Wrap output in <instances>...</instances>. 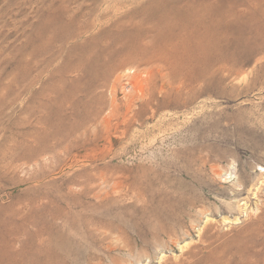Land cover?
<instances>
[{"label": "rangeland", "instance_id": "rangeland-1", "mask_svg": "<svg viewBox=\"0 0 264 264\" xmlns=\"http://www.w3.org/2000/svg\"><path fill=\"white\" fill-rule=\"evenodd\" d=\"M1 263L264 264V0H0Z\"/></svg>", "mask_w": 264, "mask_h": 264}, {"label": "bare ground", "instance_id": "bare-ground-1", "mask_svg": "<svg viewBox=\"0 0 264 264\" xmlns=\"http://www.w3.org/2000/svg\"><path fill=\"white\" fill-rule=\"evenodd\" d=\"M196 3V2H195ZM198 13V12H197ZM234 19V18H233ZM181 32V31H180ZM182 33H184V32H182ZM185 34H186V32H185ZM183 35V34H182ZM182 35H181V38L179 37H174V40L175 41H173L172 42V40H167V41H165V42H163L162 44H160V46L155 42V43H152L153 45H152V47L150 46V44H149V46L152 48V49H154V50H156V54L158 53L157 51H161L162 52V56L161 57H164V58H167V59H170V61H171V64H170V68L172 67L173 68V71L172 72H175L176 74H179L180 72H185L184 71V67H186V66H184V64L186 63V60H188V55H190L189 53L191 52V50L189 49V47H188V45H187V43L186 42H184L183 40H184V38L182 39ZM185 36V35H184ZM171 39H172V37H171ZM187 39V38H186ZM147 40V39H146ZM151 40V39H150ZM182 40V41H181ZM156 41V40H155ZM175 43V44H174ZM198 43V42H197ZM117 44V43H116ZM122 44V43H121ZM120 44V45H121ZM142 45L143 44H141V42L140 41H137V43H135L134 45H133V51L131 50V48H129V49H126V51L127 52H131V53H128L129 54V59L130 58H134L135 56H134V54H135V51L137 52V50H141V52L143 51L142 49ZM110 46V45H109ZM145 46V45H144ZM143 46V47H144ZM111 47V46H110ZM116 47V46H115ZM119 47V46H118ZM107 48V49H106ZM106 48H104V49H102V52L104 53V55H105V60H106V62H110L111 60H113V58H114V56L116 55V56H118V55H121V54H123V49H119V50H117L116 52H114L115 54H113L111 51H110V49H109V47H106ZM198 48V47H197ZM146 49V50H145ZM200 49V48H199ZM148 50V48H145L144 47V51H147ZM196 50V49H195ZM97 51V50H96ZM115 51V50H114ZM161 52L160 53H158V54H161ZM134 53V54H133ZM138 53V52H137ZM145 53H147V52H145ZM152 53V52H151ZM127 54V55H128ZM150 54V53H149ZM164 54V55H163ZM102 55V54H101ZM136 55V54H135ZM143 55V54H142ZM148 55V54H147ZM90 56V55H89ZM122 56V55H121ZM152 56H153V53H152ZM154 56H155V54H154ZM123 57V56H122ZM127 57V56H126ZM137 57V56H136ZM157 57H159V56H157ZM160 57V58H161ZM194 57V56H193ZM90 58V57H89ZM88 58V59H89ZM151 58H153L154 59V57H151ZM159 58V59H160ZM87 59V58H86ZM87 59V60H88ZM136 59V58H135ZM150 59V58H149ZM158 59V58H157ZM158 59V60H159ZM162 59V58H161ZM116 60V59H115ZM121 60V59H120ZM166 60V59H165ZM195 60V59H194ZM84 61H86V60H84ZM89 61V60H88ZM122 61V60H121ZM147 61V60H146ZM161 61V60H160ZM163 61H164V59H163ZM191 61V60H190ZM103 62V61H102ZM149 62V61H148ZM78 63V62H77ZM87 63V62H86ZM169 63V62H168ZM191 63H192V61H191ZM81 64V63H80ZM79 64V65H80ZM188 64V63H187ZM203 64V63H202ZM78 65V67H81V69H83L82 68V66H79ZM125 65V64H124ZM169 65V64H168ZM191 65V64H190ZM110 66V65H109ZM108 66V67H109ZM72 67V66H71ZM88 67H90L89 65H88ZM111 68V67H110ZM108 69V71L110 72V70L111 69ZM93 70H94V68H92ZM75 70V69H74ZM101 70V69H100ZM177 70V71H176ZM179 70V71H178ZM195 70V69H194ZM202 70V69H201ZM113 71V70H112ZM99 72V71H98ZM114 72V71H113ZM112 72V73H113ZM203 72V71H202ZM205 72V71H204ZM101 73H104V71H102ZM170 73V72H169ZM201 73V72H200ZM110 74V73H109ZM191 74V73H190ZM202 74V73H201ZM206 74V73H205ZM208 74V73H207ZM103 76V75H102ZM105 76H107L106 75V73H105ZM189 76V75H188ZM172 77V76H171ZM202 77V76H201ZM92 79V78H91ZM186 80V79H185ZM203 80H204V78H203ZM186 83H187V81H186ZM185 83V84H186ZM182 84H184V83H182ZM187 85V84H186ZM182 86V85H181ZM162 88V87H161ZM187 88V87H186ZM181 89V88H180ZM162 91V90H161ZM49 100V99H48ZM45 109V108H44ZM48 113V112H47ZM40 121V120H39ZM38 121V122H39ZM252 121V120H251ZM62 127V126H61ZM59 128V127H58ZM84 130V129H83ZM81 134V133H80ZM66 148V147H65ZM41 152V151H40ZM119 184V183H118ZM123 184V183H122ZM116 186V185H115ZM121 185L119 184V187H120ZM132 185H130V187H131ZM239 186V185H238ZM118 187V186H117ZM125 187V186H124ZM142 187V186H141ZM128 188V187H127ZM137 188V187H136ZM136 188H135V191H136ZM151 188V187H150ZM241 188V187H240ZM114 189V188H113ZM130 189V188H129ZM115 190V189H114ZM132 190V189H131ZM137 190H139V189H137ZM146 190V189H145ZM113 191V190H112ZM118 192L120 191V190H117ZM116 191V192H117ZM122 191V190H121ZM124 191V190H123ZM134 191V190H133ZM140 191V190H139ZM138 192V191H137ZM125 193V192H124ZM146 193V192H145ZM151 193V192H150ZM123 194V193H122ZM142 194V193H141ZM117 195V194H116ZM134 195V194H133ZM137 195H138V193H137ZM143 195V194H142ZM147 195H148V193H147ZM93 196H96V195H93ZM141 196V195H140ZM102 197V196H101ZM130 197V196H129ZM134 197V196H133ZM87 198H89V197H87ZM98 198V197H97ZM96 198V199H97ZM99 198H100V196H99ZM98 198V199H99ZM105 198V197H104ZM112 198V197H111ZM111 198H107V199H110L111 200ZM114 198V197H113ZM101 199V198H100ZM116 199H119V198H117V196H116ZM132 199V198H131ZM94 200H95V198H94ZM103 200H105V199H103ZM127 200V199H126ZM137 200V199H136ZM142 200V199H141ZM129 201V200H128ZM116 202V201H115ZM117 202H119V201H117ZM121 202V201H120ZM107 203V202H106ZM130 203V202H129ZM132 203V202H131ZM138 203V202H137ZM96 204H98V203H96ZM100 204V203H99ZM114 204V203H113ZM116 204V203H115ZM121 204V203H120ZM126 204H127V202H126ZM149 204V203H148ZM151 204V203H150ZM149 204V205H150ZM77 205V204H76ZM111 205V204H110ZM110 205H108V206H110ZM118 205V204H117ZM78 206H80V205H78ZM77 206V207H78ZM92 206H94V205H92ZM103 206V205H102ZM101 206V207H102ZM107 206V207H108ZM111 206H113V205H111ZM110 206V207H111ZM116 206V205H115ZM130 206V205H129ZM138 206V205H137ZM143 206V205H142ZM82 207V206H81ZM94 207H96V206H94ZM100 207V208H101ZM104 207H106V206H104ZM106 207V208H107ZM117 207V206H116ZM133 207H135V206H133ZM99 208V207H98ZM113 208V207H112ZM136 208V207H135ZM147 208V207H146ZM149 211V210H148ZM68 213H70V212H68ZM182 213V212H181ZM65 214V213H64ZM116 214V213H115ZM142 214V213H141ZM187 214V213H186ZM185 214V215H186ZM22 216V215H21ZM141 216V215H140ZM187 216V215H186ZM58 217V216H57ZM71 217V216H70ZM75 217V216H74ZM88 217V216H87ZM89 218V217H88ZM56 219V218H55ZM76 219V218H75ZM28 220L29 221H31L32 222V224H34L35 223V216H30V217H28ZM61 220L64 222V226L66 227V229H67V227H68V231H71V232H76V229H75V226H74V224L75 223H73V222H70V220L68 219V216L67 215H62L61 216ZM72 220V219H71ZM87 220V219H86ZM85 220V221H86ZM76 221L78 222V220L76 219ZM88 221V220H87ZM90 222H91V220H89ZM28 222V221H27ZM37 222V221H36ZM61 222V221H60ZM89 222V224H91ZM98 222V221H97ZM104 222V221H103ZM108 222V221H107ZM107 222H105V224L107 223ZM73 223V224H72ZM114 222H112V224H113ZM116 223V222H115ZM37 224V223H36ZM83 224V223H82ZM184 225H185V223H183ZM29 225V224H28ZM73 225V226H72ZM86 225V224H85ZM84 225V226H85ZM92 225H93V223H92ZM108 225V224H107ZM34 226V225H33ZM36 226V225H35ZM62 226H63V224H62ZM103 226V225H102ZM108 226H110V225H108ZM114 226L115 227H117L115 224H114ZM186 226V225H185ZM184 226V227H185ZM64 227V228H65ZM100 227H101V225H100ZM99 227V228H100ZM120 227V226H119ZM63 228V227H62ZM85 228H86V226H85ZM87 228H89V227H87ZM102 228V227H101ZM111 229V228H110ZM119 229V228H118ZM125 229V228H124ZM58 230V229H57ZM92 230V229H91ZM94 230V229H93ZM112 230V229H111ZM63 231V230H62ZM89 231V230H88ZM95 231V230H94ZM114 231V230H113ZM116 231V230H115ZM123 231V230H122ZM122 231H120L121 233H122ZM60 232H61V230H60ZM87 232V231H86ZM93 232V231H92ZM107 232V231H106ZM110 232V231H109ZM112 232V231H111ZM117 232H119V231H117ZM126 232V231H125ZM180 232V231H179ZM46 233V232H45ZM88 233V232H87ZM38 234V233H37ZM76 234L78 235V232H76ZM95 234H96V231H95ZM107 234V233H106ZM106 234H105V236H106ZM109 234V233H108ZM112 234H114V233H112ZM112 234L110 233V235L112 236ZM117 234V233H116ZM124 236H125V234H127V233H122ZM122 234H120V235H122ZM175 234V233H174ZM45 235V234H44ZM50 235V234H49ZM49 235H47V236H49ZM62 235V234H61ZM92 235V234H91ZM94 235V234H93ZM98 235V234H97ZM129 235V234H128ZM164 235V234H163ZM168 235H170V234H168ZM96 236V235H95ZM117 236V235H116ZM118 236H119V234H118ZM178 236V235H177ZM18 237V236H17ZM64 237V236H63ZM88 237H89V233H88ZM93 237V236H92ZM91 237V238H92ZM110 237V236H109ZM121 237V236H120ZM129 237V236H128ZM127 237V238H128ZM39 238H40V236H39ZM62 238V237H61ZM96 238V237H95ZM97 238H100V235H99V237L97 236ZM107 238V237H106ZM118 238V237H117ZM123 238H125V237H123ZM130 238V237H129ZM128 238V239H129ZM135 238V237H134ZM162 238V237H161ZM169 238V237H168ZM93 239V238H92ZM105 239V238H104ZM110 239V238H109ZM113 239H114V237H113ZM53 240V239H52ZM57 240V239H56ZM94 241H95V239H93ZM107 240V239H106ZM120 240V239H119ZM103 241H105V240H103ZM137 241V240H136ZM58 242V241H57ZM96 242H98V241H96ZM96 242H94V244L96 243ZM121 242V241H120ZM119 242V243H120ZM126 242V241H125ZM130 242V241H129ZM128 242V243H129ZM138 242V241H137ZM50 243V242H49ZM54 243V242H53ZM123 243V242H122ZM127 243V242H126ZM125 243V244H126ZM139 243V242H138ZM131 244V243H130ZM15 245V244H14ZM111 245V244H110ZM101 246V245H100ZM139 248V247H138ZM40 249V248H39ZM124 249H125V247H124ZM107 250V249H106ZM121 250V249H120ZM113 252H114V250H113ZM128 252H131V251H128ZM67 253V252H66ZM54 254H56V253H54ZM65 258V257H64ZM100 258V257H99ZM98 258V259H99ZM96 260H98L97 258H95ZM62 260H63V258H62ZM89 260V259H88ZM100 260V259H99ZM25 261V260H24ZM101 261V260H100ZM64 262V261H63ZM87 262V261H86ZM89 263V262H88ZM2 264V263H1ZM15 264V263H14ZM69 264V263H68Z\"/></svg>", "mask_w": 264, "mask_h": 264}]
</instances>
